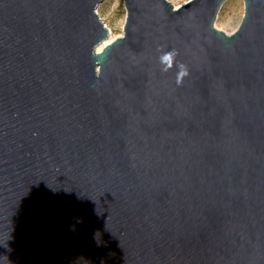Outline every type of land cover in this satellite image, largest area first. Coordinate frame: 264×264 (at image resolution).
Listing matches in <instances>:
<instances>
[{
  "label": "water",
  "instance_id": "obj_1",
  "mask_svg": "<svg viewBox=\"0 0 264 264\" xmlns=\"http://www.w3.org/2000/svg\"><path fill=\"white\" fill-rule=\"evenodd\" d=\"M102 1L0 0V264H264V0Z\"/></svg>",
  "mask_w": 264,
  "mask_h": 264
},
{
  "label": "rangeland",
  "instance_id": "obj_2",
  "mask_svg": "<svg viewBox=\"0 0 264 264\" xmlns=\"http://www.w3.org/2000/svg\"><path fill=\"white\" fill-rule=\"evenodd\" d=\"M174 7L180 6L188 0H168ZM96 12L107 28H110L112 35L123 33V24L126 16V9L123 0H103L96 8ZM244 13L243 0H225L214 21V27L232 33L241 22Z\"/></svg>",
  "mask_w": 264,
  "mask_h": 264
},
{
  "label": "clouds",
  "instance_id": "obj_3",
  "mask_svg": "<svg viewBox=\"0 0 264 264\" xmlns=\"http://www.w3.org/2000/svg\"><path fill=\"white\" fill-rule=\"evenodd\" d=\"M177 53L173 50L163 51L158 57L159 63L161 65V70L167 72L173 67L177 69L176 71V82L177 84H181L183 82L184 77H186L189 72L185 65L180 64L176 61Z\"/></svg>",
  "mask_w": 264,
  "mask_h": 264
},
{
  "label": "bare ground",
  "instance_id": "obj_4",
  "mask_svg": "<svg viewBox=\"0 0 264 264\" xmlns=\"http://www.w3.org/2000/svg\"><path fill=\"white\" fill-rule=\"evenodd\" d=\"M116 2H118V0H116ZM108 30H109V36H108V38L105 41H103L101 44L98 45V47H97L98 50H101L104 47V45L109 43L114 38L121 36V34H117V36H113L110 28H108ZM225 33L226 34H230L229 32H225Z\"/></svg>",
  "mask_w": 264,
  "mask_h": 264
}]
</instances>
